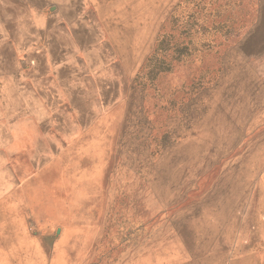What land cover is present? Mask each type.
Segmentation results:
<instances>
[{
    "label": "rangeland",
    "instance_id": "374dc122",
    "mask_svg": "<svg viewBox=\"0 0 264 264\" xmlns=\"http://www.w3.org/2000/svg\"><path fill=\"white\" fill-rule=\"evenodd\" d=\"M80 3L103 10L96 59L73 61L94 108L69 134L12 119L32 75L3 34L20 1L0 0V170L34 132L26 146L53 141L79 176L51 227L0 229V264H264V0ZM59 99L35 112L63 116Z\"/></svg>",
    "mask_w": 264,
    "mask_h": 264
},
{
    "label": "crops",
    "instance_id": "0c3cea01",
    "mask_svg": "<svg viewBox=\"0 0 264 264\" xmlns=\"http://www.w3.org/2000/svg\"><path fill=\"white\" fill-rule=\"evenodd\" d=\"M18 1L21 16L14 10L5 25L9 24L13 31L3 34L5 41L18 51V58L28 61L31 73H27L32 75V80L15 85L18 92L13 99L21 101V98H28L30 102L15 104L12 119L29 116V119H39L42 124H48L45 119H65V133L76 132L69 124L90 118L85 114L84 107L94 108V104L90 103L93 99L90 91L95 90V77L88 71L77 69L73 61L96 59V11L103 10V7L81 4V0ZM48 60L55 61L57 68L51 74L55 77L52 80L47 79L50 71L44 68ZM21 92L26 94L21 95ZM59 97L65 107L63 116H39V112H35L42 105H49L50 101L58 102ZM45 130L50 134L59 132L54 125L46 126ZM33 133L19 134V141L6 151L7 161L0 170V229L28 230L36 224L51 227L54 220L63 218L62 206L69 202L77 188L73 186L79 178L75 170L58 165L60 156L66 154V150L55 146L53 141L44 147L26 146L23 140L31 139ZM50 134H46L45 139ZM61 168L63 172L66 170L65 175L57 174ZM47 208L54 213L50 214ZM8 220L10 223L6 222Z\"/></svg>",
    "mask_w": 264,
    "mask_h": 264
},
{
    "label": "bare ground",
    "instance_id": "6f19581e",
    "mask_svg": "<svg viewBox=\"0 0 264 264\" xmlns=\"http://www.w3.org/2000/svg\"><path fill=\"white\" fill-rule=\"evenodd\" d=\"M92 39V38H91Z\"/></svg>",
    "mask_w": 264,
    "mask_h": 264
}]
</instances>
